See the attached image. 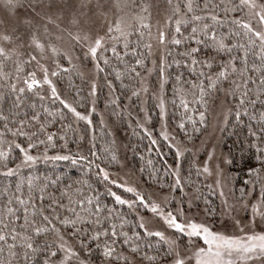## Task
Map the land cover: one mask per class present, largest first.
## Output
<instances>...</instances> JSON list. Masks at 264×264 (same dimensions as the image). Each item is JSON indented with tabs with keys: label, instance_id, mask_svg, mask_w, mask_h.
Returning <instances> with one entry per match:
<instances>
[{
	"label": "snow or ice",
	"instance_id": "snow-or-ice-1",
	"mask_svg": "<svg viewBox=\"0 0 264 264\" xmlns=\"http://www.w3.org/2000/svg\"><path fill=\"white\" fill-rule=\"evenodd\" d=\"M0 264H264V0H0Z\"/></svg>",
	"mask_w": 264,
	"mask_h": 264
},
{
	"label": "trees",
	"instance_id": "trees-1",
	"mask_svg": "<svg viewBox=\"0 0 264 264\" xmlns=\"http://www.w3.org/2000/svg\"><path fill=\"white\" fill-rule=\"evenodd\" d=\"M158 132V129H157ZM119 139H122L125 143L128 142L129 140L133 144L134 147H137L139 150V154H143L145 156V161H139V154L135 156V159L133 158V152L128 151V160L129 162L132 163V166L135 167L136 163L138 162L140 165H144L146 163V160L148 159V153L145 151V145L148 143L147 140L145 139L144 141L138 142L135 137H132L130 132L129 133H124L121 132ZM229 143H231L229 141ZM164 151H167L165 148ZM153 158L155 159V153L153 152L152 154Z\"/></svg>",
	"mask_w": 264,
	"mask_h": 264
},
{
	"label": "rangeland",
	"instance_id": "rangeland-1",
	"mask_svg": "<svg viewBox=\"0 0 264 264\" xmlns=\"http://www.w3.org/2000/svg\"><path fill=\"white\" fill-rule=\"evenodd\" d=\"M120 140H122V139H120Z\"/></svg>",
	"mask_w": 264,
	"mask_h": 264
}]
</instances>
